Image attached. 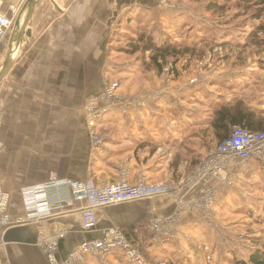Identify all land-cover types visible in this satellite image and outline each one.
<instances>
[{"label":"crops","instance_id":"obj_1","mask_svg":"<svg viewBox=\"0 0 264 264\" xmlns=\"http://www.w3.org/2000/svg\"><path fill=\"white\" fill-rule=\"evenodd\" d=\"M24 2L3 0V6L6 9L18 5L20 12ZM153 3L152 0H33L31 3L26 28L19 34L9 71L0 82V135L4 144L0 157V185L9 195L12 221L9 227L0 229V264H60L77 245L100 237L109 226L132 229L136 233L145 227L153 235L147 242H166V245H154V250L163 252L164 257H174L178 264H192L202 248L200 242L202 245L223 242L217 239L221 226L209 223L206 217H214L218 223L219 213L230 209L225 204L234 198L229 187L222 186L216 193L217 205L214 204L219 213L213 211L204 217V208L194 207L178 220L162 224L160 229L153 223L158 217L172 216L178 200L193 203L204 197V182L188 185V180L180 177L188 163L186 153L178 159L180 163L175 162L171 154L156 156L161 150L159 139L164 137L167 141L170 137L166 128L182 132L177 121V127L168 128L169 125L163 123L166 113L159 110L168 96H179V102L186 103L191 89L186 87L180 91L182 86L177 82L183 81L175 80L166 85L165 79L159 78L156 72L145 71L141 62L130 60L136 69L123 73L127 76L122 89L125 93L136 90L135 94H143L149 105L147 109L136 108L128 114L109 112L97 119L95 126L111 127L106 130L110 139L103 146L114 156L103 158L101 152L92 147L84 104L101 91L105 76L109 75L113 62L111 54L116 53V48L118 50L112 41L116 32L132 22L130 13L136 16L137 23L149 24L140 20L137 13L147 15L146 7ZM153 19L154 29L150 31L156 33L154 25L158 26L160 21L154 17L150 21ZM133 73H136L137 89L131 86ZM233 77L243 87L242 91L251 89L248 97L242 99L257 117L264 119V65L254 63L252 67H242ZM202 83L200 87L204 88V80ZM210 83L213 81L209 80ZM253 101L257 103L255 107L250 106ZM174 112L176 115L169 117L176 120L189 116L183 111ZM114 124L120 125L119 128ZM142 149L145 153L140 155ZM187 149L193 151V142L188 143ZM253 158L249 161L253 167H258L253 171L260 178L264 176V162ZM232 167L239 173L236 165ZM53 175L80 181L91 179L97 185L124 178L131 184L145 181L166 183L173 188L152 198L95 209L98 224L92 231L83 228L77 211L38 221L26 220L28 209L22 191ZM64 195V189L49 190L51 201ZM75 205L79 206L80 202ZM135 238L131 240L143 242L136 235ZM152 259L160 260L161 256ZM88 261L89 264H103L94 258ZM105 264L129 263L115 252Z\"/></svg>","mask_w":264,"mask_h":264},{"label":"rangeland","instance_id":"obj_2","mask_svg":"<svg viewBox=\"0 0 264 264\" xmlns=\"http://www.w3.org/2000/svg\"><path fill=\"white\" fill-rule=\"evenodd\" d=\"M152 1H154L153 5L146 7L147 15L142 14L140 11L137 13L140 20L148 21L149 24L147 22L144 25L137 23L134 21L136 16L130 13V21L132 22H129V26L125 29H119L116 32V37L112 39L114 46H118V50L116 48V53L111 54L113 58L112 66L110 72L108 71L109 75L105 76L106 79L103 82L101 91L91 98L89 97L84 104L83 111L86 116V122L87 124L90 122L89 117L92 111H98L100 110L98 108L103 106L106 109L100 118L113 111L128 114L129 111L136 108L147 109L146 106L149 104L146 101L147 98L144 99L142 97L143 94H135L136 90L125 93L124 89H122L127 76L123 73L135 72L134 69H136L131 65L130 60L141 62L145 71L156 72L159 78L165 79L164 83L166 85H168V82L175 80L183 81L181 83L177 82L179 86H182L180 91H184L186 87L191 89L186 103L182 104L179 102V96L177 98L168 96L165 100L170 103L167 104L166 102L161 105L159 110L162 113H166L163 123H167L169 125L168 128L182 126L178 128L179 130L182 129V132L177 133L176 129L167 130L166 128L165 131L169 132L168 135L170 137L167 138V141H165L166 138L164 137L159 139L161 150L156 156L164 157L167 154H171L172 159L176 162L179 161L178 159H180L181 155L186 153L188 163L184 166V174L180 177L186 178L188 185L193 182L195 184L204 182V197L201 196V198L195 199L193 203L183 199L178 200L176 219L178 220L194 207H199L200 209L203 207L204 217L205 214L210 212H218L215 206L216 193L222 189L220 188L222 186L224 188L229 187V191L234 193V198L231 199L230 203L227 202L225 204L227 205L226 208L229 207L230 209L223 213L218 212L221 216L218 223L213 220L214 217H206V219H209V223L211 221L212 224L221 226L218 231L220 238L217 239H221L223 242H204V245H202L203 242H200L202 248L199 250L198 256H196L197 259H193L194 263L192 262V264H235V261L238 260L247 262L252 252L264 248V176L258 178L255 175L256 172L253 170L258 167H253L252 162L248 159L242 162H232L230 169L233 173L228 176L221 174L222 177H215L212 173L214 169L207 165L206 160H208L209 155L215 151L221 141L211 126L214 106L232 98H247L251 89L242 91L243 87H241L238 80H233V76L242 67H252L254 63L264 65V20L251 19L249 14L235 18L234 15L237 14L238 9L232 3L228 5L225 13L213 14L205 11V4L208 0ZM153 17L160 21L158 26L154 25L156 33L150 31L154 29L152 28L154 19L150 21ZM144 34L151 36L157 45L164 41H169L180 44L182 48H188L189 50L185 54L180 53L177 56L167 58L166 62L163 63L162 71L157 72L150 64L149 57L151 52H144L140 48L141 42L139 38ZM250 36H253V40L256 41H251ZM6 46L7 40L0 48V69L4 62ZM136 48L138 49L136 50ZM192 52L194 56L191 55ZM160 61L162 62L161 59ZM120 62L123 63L121 64ZM133 74L135 75L131 86L137 89L136 73ZM202 80H204V88L200 87ZM209 80L210 82L212 80L213 83L208 84ZM203 91L204 94L202 93ZM256 104L253 101L250 106L255 107ZM148 109L150 108L148 107ZM174 111H183L188 113L189 116L188 118L176 120L177 118H171L172 115H176ZM202 115L204 118H202ZM168 118H170V121H167ZM176 121L178 122L177 126L175 125ZM206 123H208V126H206ZM118 124L113 126L119 128L120 125L116 126ZM1 125L2 112L0 110V130ZM110 128L108 125L101 128L98 124L97 126L94 124L92 130L97 135H107L105 140L98 145H94L91 142L94 150L98 153L101 152L100 154L103 155V158L114 156L112 153L108 154L109 150L103 146L110 139L109 134L106 132ZM90 132L91 129H89V135ZM189 142H193V151H188L187 149ZM0 145L2 154L4 144L1 135ZM140 152V155H143L145 149ZM189 159L192 160L190 161ZM253 159L258 161L262 159L264 162V152L259 158ZM203 161L204 167L199 166ZM234 165L239 168V173L233 169L232 166ZM53 176L59 178L56 175ZM180 177L179 180L181 179ZM170 188L172 189L173 187L170 186ZM209 192L210 196L207 195ZM224 193H227V191H224ZM209 197L211 198L209 199ZM233 210L234 212H231ZM167 218L158 217L160 221H155L161 222V224L164 222L163 224L165 225L169 221ZM171 222H174L173 218H171ZM123 229L129 239H136V235L140 238V241L143 240V242L132 243L138 244L150 264H178L176 263L177 261L175 262L176 259L174 257L166 255L164 257L162 255L163 252L154 250V245H166V242H147L150 241L148 240L149 236L152 240L153 235L149 234L145 227L137 233L132 229ZM116 253L122 254L119 251H116ZM121 256L125 260L124 256ZM160 256V260L152 259ZM88 260L89 258H86L85 264H89ZM189 260L191 259L189 258ZM97 261L100 262L98 259ZM107 261L103 264L107 263Z\"/></svg>","mask_w":264,"mask_h":264},{"label":"built area","instance_id":"obj_3","mask_svg":"<svg viewBox=\"0 0 264 264\" xmlns=\"http://www.w3.org/2000/svg\"><path fill=\"white\" fill-rule=\"evenodd\" d=\"M0 0V48L5 44L8 33L19 12V6L10 5L6 9ZM92 111L90 114L89 129L91 142L98 145L107 137L106 134H95L93 126L105 107ZM96 111V112H95ZM101 111V112H100ZM264 152V131H251L240 126L232 128L230 134L224 138L209 155L207 165L212 167L213 176L222 177L233 173L230 169L232 162H242L250 158H259ZM1 154V145H0ZM199 166L204 167V161ZM64 189L65 195L58 197L56 201L49 198V190ZM170 186L165 183H147L140 181L136 184L129 183L121 178L118 181L95 184L91 179L80 181L77 179L56 178L51 176L43 183L35 184L22 191V199L28 214L26 220H41L46 217L60 215L70 211H77L85 230H95L98 224L95 209L99 207L132 202L144 198H152L170 191ZM210 196V192L207 194ZM211 197H209L210 199ZM80 202L79 206L75 203ZM177 212L168 217L174 220ZM160 221V220H158ZM21 222V220L19 221ZM154 226H162L161 222L154 221ZM12 224L9 216V195L0 185V229H5ZM119 226H109L103 230L98 238L82 242L77 248L70 252L60 264H85L86 258H95L101 263L115 254L121 252L129 264H150L144 253L138 246L133 244Z\"/></svg>","mask_w":264,"mask_h":264},{"label":"trees","instance_id":"obj_4","mask_svg":"<svg viewBox=\"0 0 264 264\" xmlns=\"http://www.w3.org/2000/svg\"><path fill=\"white\" fill-rule=\"evenodd\" d=\"M230 3L238 9L237 14L234 15L235 18L249 14L251 19L264 20V0H208L205 4V11L222 14L226 12ZM250 40L256 41L253 40V36H250ZM139 41L141 42L140 48L142 51L151 52L150 64L157 72L162 71L163 63L166 62L167 58L177 56L180 53L185 54L189 50L188 48H182L180 44L169 41L157 45L151 36L145 34L140 36ZM191 55L194 56V53L192 52ZM160 59L162 62H159ZM211 126L222 141L235 126L251 131H263L264 119L257 117L242 98H232L214 106ZM235 264H264V248L252 252L247 262L238 260L235 261Z\"/></svg>","mask_w":264,"mask_h":264},{"label":"water","instance_id":"obj_5","mask_svg":"<svg viewBox=\"0 0 264 264\" xmlns=\"http://www.w3.org/2000/svg\"><path fill=\"white\" fill-rule=\"evenodd\" d=\"M32 2L33 0H25L21 8V11L19 12V15L16 18L14 25L11 29V32H10V35L7 41V46L5 49L4 62L0 69V82L6 76L7 72L9 71V68L11 65V53L17 44L20 32L25 30L26 28V19H27V16L30 10V5Z\"/></svg>","mask_w":264,"mask_h":264},{"label":"bare ground","instance_id":"obj_6","mask_svg":"<svg viewBox=\"0 0 264 264\" xmlns=\"http://www.w3.org/2000/svg\"><path fill=\"white\" fill-rule=\"evenodd\" d=\"M21 32H22V31H21ZM21 32H20V33H21ZM18 41H19V38H18ZM18 41H17V43H18ZM16 45H17V44H16ZM15 47H16V46H15ZM15 47H14V48H15ZM13 52H14V49H13V51H12V53H11V56H12Z\"/></svg>","mask_w":264,"mask_h":264}]
</instances>
